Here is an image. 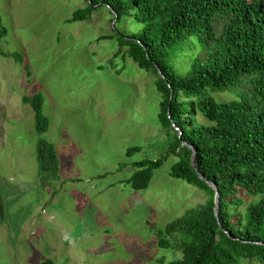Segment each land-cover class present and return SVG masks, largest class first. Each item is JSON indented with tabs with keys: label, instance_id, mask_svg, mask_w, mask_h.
Listing matches in <instances>:
<instances>
[{
	"label": "rangeland",
	"instance_id": "374dc122",
	"mask_svg": "<svg viewBox=\"0 0 264 264\" xmlns=\"http://www.w3.org/2000/svg\"><path fill=\"white\" fill-rule=\"evenodd\" d=\"M85 7V0H0L7 32L0 41V264L180 261L176 240L184 234L164 237L169 246L160 247L157 233L207 197L170 177L178 158L159 124L156 77L125 50L117 54L107 9L66 22ZM141 28L125 24L129 34ZM186 59L176 58L180 72ZM35 94L49 122L44 134L22 102ZM41 143L54 146L55 171H39ZM129 149L137 152L128 157ZM156 160L162 164L148 188L134 191L126 183L133 165Z\"/></svg>",
	"mask_w": 264,
	"mask_h": 264
},
{
	"label": "trees",
	"instance_id": "16d2710c",
	"mask_svg": "<svg viewBox=\"0 0 264 264\" xmlns=\"http://www.w3.org/2000/svg\"><path fill=\"white\" fill-rule=\"evenodd\" d=\"M85 2L66 22H84L94 11L107 9L115 23L117 54L125 50L140 70L156 77L159 124L169 138V154L178 158L170 177L207 197L157 233L160 247L169 246L164 237L184 234L176 240L183 259L169 264H237L242 259L264 264V0ZM126 23L142 28L129 34ZM6 33L0 19V41ZM191 36L201 50L181 74L176 58L194 50ZM226 89L234 90L239 102H219L211 95ZM22 102L34 112L36 133L47 132L42 96L23 97ZM200 113L206 119L198 122ZM190 147L195 151L193 165ZM134 152L129 149L127 156ZM37 162L40 172L55 171L52 144L37 146ZM161 164L135 163L126 183L134 191L147 189ZM199 175L216 187L219 221L215 190ZM246 198L252 200L245 206ZM5 212L0 194V223Z\"/></svg>",
	"mask_w": 264,
	"mask_h": 264
},
{
	"label": "clouds",
	"instance_id": "9594fccd",
	"mask_svg": "<svg viewBox=\"0 0 264 264\" xmlns=\"http://www.w3.org/2000/svg\"><path fill=\"white\" fill-rule=\"evenodd\" d=\"M189 40L191 41L192 45H194L195 47H194V50L186 53L187 64L183 67L181 74H184L187 72L188 68L190 67L191 60L194 59L201 50L195 36L189 37ZM211 95L218 99H223L225 102H228V103L239 102V95L234 90H231V89H226L222 92H214V93H211ZM203 119H206V117H204L203 113H200L199 116L197 117V121L199 122L200 120H203Z\"/></svg>",
	"mask_w": 264,
	"mask_h": 264
},
{
	"label": "water",
	"instance_id": "95a60500",
	"mask_svg": "<svg viewBox=\"0 0 264 264\" xmlns=\"http://www.w3.org/2000/svg\"><path fill=\"white\" fill-rule=\"evenodd\" d=\"M190 148H191V147H190ZM191 149L193 150V154H192V158H191V164L193 165V163H194V158H195V151H194L193 148H191ZM199 178H200L202 181L206 182L209 186H211V187L215 190V205H216V207H215V216H216L217 221H219V218H218V203H219L218 198H219V195H218V192H217V190H216V187H215L212 183L206 181L202 176L199 175Z\"/></svg>",
	"mask_w": 264,
	"mask_h": 264
}]
</instances>
